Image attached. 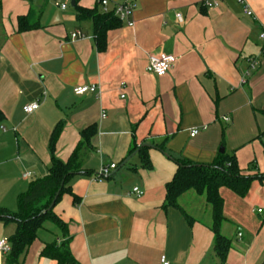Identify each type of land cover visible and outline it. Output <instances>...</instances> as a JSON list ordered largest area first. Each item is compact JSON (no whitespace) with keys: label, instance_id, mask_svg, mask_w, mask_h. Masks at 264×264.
<instances>
[{"label":"crops","instance_id":"1","mask_svg":"<svg viewBox=\"0 0 264 264\" xmlns=\"http://www.w3.org/2000/svg\"><path fill=\"white\" fill-rule=\"evenodd\" d=\"M122 1L109 0L110 8ZM203 1L132 0V25L119 21L99 52L92 20L76 14L77 8L103 14L97 0H0V207L15 213L17 197L47 175L52 156L66 163L92 127L94 135L79 151L81 173L52 209L67 228L76 264H161V257L168 264H221L204 198L189 191L178 198L181 211L164 206L176 163L208 166L223 148L244 176L264 175L258 140L264 132V0H224L217 8H204ZM28 15L37 28L19 33L17 20ZM75 32L82 38L71 39ZM150 54L176 62L155 76L146 71ZM251 60L257 62L253 71ZM79 86L96 92L74 96ZM33 103L37 109L25 114ZM143 145L149 146L148 169ZM133 148L137 153L123 165ZM110 165L115 173L98 178ZM219 193L220 233L230 241L224 264H264V242L258 246L257 236L245 235L232 209L246 213L242 203L264 205V180L253 181L243 198ZM258 210L249 212L263 215ZM51 226L37 232L15 264H56L41 257L46 245L63 241ZM15 230L0 221V240L8 242ZM6 256L0 252V264Z\"/></svg>","mask_w":264,"mask_h":264},{"label":"trees","instance_id":"2","mask_svg":"<svg viewBox=\"0 0 264 264\" xmlns=\"http://www.w3.org/2000/svg\"><path fill=\"white\" fill-rule=\"evenodd\" d=\"M77 18L91 19L93 22L94 41L96 49L101 52L105 49L107 31L118 28L119 20L112 14H100L96 11L87 9H76ZM37 28L32 16L20 17L17 20V31L19 33L31 31ZM3 116L0 113V123ZM60 134L58 124L50 137L49 150L52 154L54 145ZM94 135L92 127L87 128L81 133V141L75 148L71 157L66 163H62L52 156L51 166L48 173L42 179L31 183L27 191L19 195L16 199L17 210L9 213L0 207V221L4 223H14L15 233L9 238L8 244L10 252L6 256V264H15L18 257L22 255L29 245L37 238V232L45 224H51L62 233L63 241L59 244L52 243L45 246L41 257L50 259L56 264H76L71 257L67 238L66 226L53 214L52 209L58 202L60 196L69 192L67 184L71 177L81 173V154L80 147L88 145L90 138ZM264 145V132L258 136ZM137 148H133L128 155ZM145 148L140 149L143 155V167L149 168V161L145 158ZM177 169L165 187L164 206L177 209L178 198L191 191L203 197L211 216L210 231L213 233V253L221 264L225 263L226 256L230 250V241L223 237L220 229L225 219L223 217V199L219 191L226 189L239 198H243L249 191L253 181H263L264 175L244 176L239 170L233 156L226 153L219 154L215 162L208 166L190 164L180 161L176 163ZM88 174V172H83ZM59 195L51 210L48 208L53 201L56 193ZM73 201H76L73 198Z\"/></svg>","mask_w":264,"mask_h":264},{"label":"built area","instance_id":"3","mask_svg":"<svg viewBox=\"0 0 264 264\" xmlns=\"http://www.w3.org/2000/svg\"><path fill=\"white\" fill-rule=\"evenodd\" d=\"M57 1V0H55ZM224 0H204L202 5L204 8H217L219 7ZM98 5L101 8V11L103 14H112L115 18H117L121 23H125L128 26L132 25L131 22V16L134 10V4L132 0H123L120 3L114 4L112 8H110L109 0H97ZM66 6L61 5L60 9L65 10ZM245 16L248 18H252V14L249 11H245ZM176 19L181 22V17L178 15L176 16ZM254 20V18H252ZM260 39L264 42V29L262 30L260 34ZM75 38H82V35L80 32H75L71 34V39ZM262 51L264 52V45L262 47ZM176 62V58L173 56H167L163 54H150L148 56V64L146 67V71L149 74L155 75V76H164L166 75L173 65ZM257 67V62L255 60H251L249 64V70L253 71ZM248 74H245V77H247ZM245 77L241 80V84L245 83ZM74 96H83L85 94H94L96 92L95 86H79L75 87L72 90ZM123 98V96H121ZM37 109V104L33 103L28 106H25L23 108V112L25 114H31ZM226 121V119H224ZM197 134L196 130H192L190 132V137H194ZM115 165H110L107 167H103L100 169L98 173V178H106L109 176L110 172L112 170H115ZM28 175L24 174L22 177L26 178ZM133 193H135L137 196H140V191L135 188L132 190ZM257 213H260V210L257 211ZM240 236V235H239ZM0 252L4 255L9 254L10 252V246L7 241L0 240ZM161 264H168V262L165 260L164 257H161L160 260Z\"/></svg>","mask_w":264,"mask_h":264},{"label":"rangeland","instance_id":"4","mask_svg":"<svg viewBox=\"0 0 264 264\" xmlns=\"http://www.w3.org/2000/svg\"><path fill=\"white\" fill-rule=\"evenodd\" d=\"M252 202L256 203V201H252ZM243 205L245 207H243ZM252 205L254 204L252 203L249 207V205L242 203V207L247 208L246 213H244L242 210H239L238 208H235V207L233 208L231 204H230V207H232L233 213H235L234 216L239 219L242 225L247 227L248 232L246 233L244 232L245 235L251 236V233H252L254 234L252 236H257V243L259 246L260 244H262L261 242H264V205L263 204H255V206H252ZM251 208L254 209V211H256L257 209H260V211H263V215H257L256 212L253 214H250L249 211ZM51 228H54V227L51 226ZM249 231H251V233H249ZM255 232L257 235L255 234Z\"/></svg>","mask_w":264,"mask_h":264},{"label":"water","instance_id":"5","mask_svg":"<svg viewBox=\"0 0 264 264\" xmlns=\"http://www.w3.org/2000/svg\"><path fill=\"white\" fill-rule=\"evenodd\" d=\"M73 6V4H71V7ZM142 147H144V148H147V147H149V146H147V145H143ZM224 151H223V148H220L219 149V153L220 154H222ZM137 153V151L136 152H134L124 163H123V165L130 159V158H132L135 154ZM115 172H113L112 174H110L109 175V177L110 176H112L113 174H114ZM58 195H59V191L56 193V195H55V197H54V199H53V201L51 202V204H50V206H49V208H48V211L49 210H51L52 209V207H53V205H54V203H55V200L57 199V197H58Z\"/></svg>","mask_w":264,"mask_h":264}]
</instances>
